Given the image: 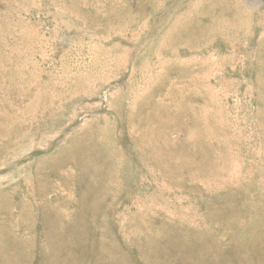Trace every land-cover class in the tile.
<instances>
[{
  "label": "rangeland",
  "instance_id": "obj_1",
  "mask_svg": "<svg viewBox=\"0 0 264 264\" xmlns=\"http://www.w3.org/2000/svg\"><path fill=\"white\" fill-rule=\"evenodd\" d=\"M0 264H264V0H0Z\"/></svg>",
  "mask_w": 264,
  "mask_h": 264
},
{
  "label": "bare ground",
  "instance_id": "obj_2",
  "mask_svg": "<svg viewBox=\"0 0 264 264\" xmlns=\"http://www.w3.org/2000/svg\"><path fill=\"white\" fill-rule=\"evenodd\" d=\"M153 143V142H152ZM153 145V144H152ZM155 145H156V143H155ZM154 146V145H153Z\"/></svg>",
  "mask_w": 264,
  "mask_h": 264
}]
</instances>
